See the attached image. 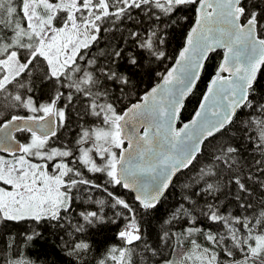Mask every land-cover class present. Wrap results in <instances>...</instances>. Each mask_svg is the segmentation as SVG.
Segmentation results:
<instances>
[{
  "label": "snow or ice",
  "instance_id": "6c2138e0",
  "mask_svg": "<svg viewBox=\"0 0 264 264\" xmlns=\"http://www.w3.org/2000/svg\"><path fill=\"white\" fill-rule=\"evenodd\" d=\"M0 264H264V0H0Z\"/></svg>",
  "mask_w": 264,
  "mask_h": 264
},
{
  "label": "rangeland",
  "instance_id": "374dc122",
  "mask_svg": "<svg viewBox=\"0 0 264 264\" xmlns=\"http://www.w3.org/2000/svg\"><path fill=\"white\" fill-rule=\"evenodd\" d=\"M176 47H177V42H176L175 46L171 45L170 53ZM206 81H207V76H205L204 80H202L199 83V90L197 92V98L199 97L200 92H202V90H203V88H204V86L206 84ZM148 83L149 82L147 81V79H145V85H147ZM195 106H196V99H193L192 101H190L188 103L187 109H186L184 115L185 116L188 115L193 110V108ZM181 191H182V185L178 184L177 187L173 190V193L170 195L169 200H168V203L169 204L174 203L175 199H178L179 198V194H180ZM165 206H167V205H165ZM161 211H163V208L161 209ZM114 231H115L114 228L111 231H105L103 233V235H101V236L98 237V239H100V240L111 239L113 237ZM38 248H40V247H38ZM44 252H45V249L42 248V250L38 251L36 254L43 256Z\"/></svg>",
  "mask_w": 264,
  "mask_h": 264
},
{
  "label": "trees",
  "instance_id": "16d2710c",
  "mask_svg": "<svg viewBox=\"0 0 264 264\" xmlns=\"http://www.w3.org/2000/svg\"><path fill=\"white\" fill-rule=\"evenodd\" d=\"M176 42H177V41L174 40L173 43H172V45L175 46ZM188 115H189V114H188ZM188 115H186L185 118H186ZM40 250H42V248H37L36 253H37L38 251H40Z\"/></svg>",
  "mask_w": 264,
  "mask_h": 264
},
{
  "label": "water",
  "instance_id": "95a60500",
  "mask_svg": "<svg viewBox=\"0 0 264 264\" xmlns=\"http://www.w3.org/2000/svg\"><path fill=\"white\" fill-rule=\"evenodd\" d=\"M205 86H206V84H205ZM205 86H204L203 90L205 89ZM192 112H193V110L189 113V115L186 118L190 117V115L192 114Z\"/></svg>",
  "mask_w": 264,
  "mask_h": 264
}]
</instances>
